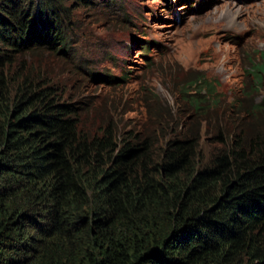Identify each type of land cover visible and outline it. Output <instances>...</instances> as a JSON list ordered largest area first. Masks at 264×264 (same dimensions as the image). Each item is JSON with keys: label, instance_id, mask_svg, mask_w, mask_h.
<instances>
[{"label": "trees", "instance_id": "trees-1", "mask_svg": "<svg viewBox=\"0 0 264 264\" xmlns=\"http://www.w3.org/2000/svg\"><path fill=\"white\" fill-rule=\"evenodd\" d=\"M22 3L0 0V264H264V95L232 99L229 133L211 84L182 88L187 132L156 150L143 133L118 150L112 125L84 132L55 88L17 65L19 51L58 48L68 27L62 4ZM247 69L257 86L264 48ZM211 117L216 146L203 156Z\"/></svg>", "mask_w": 264, "mask_h": 264}, {"label": "rangeland", "instance_id": "rangeland-1", "mask_svg": "<svg viewBox=\"0 0 264 264\" xmlns=\"http://www.w3.org/2000/svg\"><path fill=\"white\" fill-rule=\"evenodd\" d=\"M22 1L24 7L36 2ZM50 2L56 11L60 4L65 8L57 13L68 25L57 37L61 44L56 49L19 51L13 55L17 65L29 64L53 86L55 101L71 106L84 132L112 125L118 150L126 139L143 133L151 134L156 150L165 140L187 132L194 118L180 94L182 88L187 95L198 89L206 94L201 87L211 84L224 108L216 121H222L229 133L240 116L230 107L232 99H241L250 88L256 99L264 95V79L252 87L247 74L248 62L264 48V0ZM235 3L241 11L231 19L220 18L227 5L236 10ZM5 9L0 7V16L7 18ZM21 41L35 45L32 38ZM201 77L204 83L198 88L184 86ZM214 119L200 130L197 151L203 156L209 146H216L211 143Z\"/></svg>", "mask_w": 264, "mask_h": 264}, {"label": "bare ground", "instance_id": "bare-ground-1", "mask_svg": "<svg viewBox=\"0 0 264 264\" xmlns=\"http://www.w3.org/2000/svg\"><path fill=\"white\" fill-rule=\"evenodd\" d=\"M235 6H238V8L236 10H234L232 6L227 5L224 8L223 16H221L220 18H222V19H228V18H230L231 19V17H230L231 15H234V14L240 12L241 11L240 6L238 4H236V3H235Z\"/></svg>", "mask_w": 264, "mask_h": 264}]
</instances>
